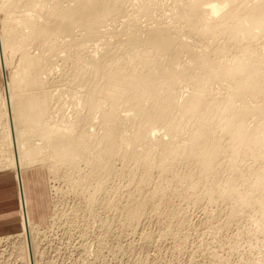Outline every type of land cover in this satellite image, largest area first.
Masks as SVG:
<instances>
[{
	"label": "bare ground",
	"instance_id": "6f19581e",
	"mask_svg": "<svg viewBox=\"0 0 264 264\" xmlns=\"http://www.w3.org/2000/svg\"><path fill=\"white\" fill-rule=\"evenodd\" d=\"M18 1L23 2L22 5L24 6L22 7L25 8V11L22 13L23 22L16 23L10 16V12L7 13V11L10 10L13 3ZM45 1L0 0V13L4 12L3 14L6 18L3 28H0V73L4 80V90L2 89L3 91L0 94V156H4L0 159V168L11 170L18 185L17 212L20 226L17 236L21 237V244L19 243L20 246H17L19 251L16 250V252H19L18 254L24 264H37L35 255L38 245L36 240L38 239H36V236L40 234L41 229L34 223L30 214V196L27 192L25 180L30 169L38 164L43 166L46 164L49 168L67 165L69 166L67 169H74L73 167H75L76 170H80L78 164L85 163L84 165L87 164L90 167V170L88 169L90 172L85 176L92 178V180L98 178L96 179L97 183L99 182L97 186L96 181L93 180V182L96 183L94 184L95 188L98 189L96 190L101 191L104 185L106 187V179L112 177V173L113 175L115 173L113 171L116 159H120L123 163L126 162L127 165L131 161L132 152H134L130 151V148H132L131 150L134 148L136 151L142 148L143 152V148L145 149L150 140L157 138V136L161 138V144L163 145L161 147H166V150H169L170 153L173 152V158L177 156L179 160L187 159L188 162L191 161L189 164L193 162L195 166L194 164L191 165L195 167H193L195 170L194 175L204 179L205 185L201 182L198 183V179L200 181L198 177H196L198 178L197 182L189 180V183H192L190 186L185 187L188 188L187 191L184 188L186 185L185 183L183 185L182 181L188 183L185 180L188 172L183 171L182 175H184V172L187 174L186 176L184 175V180L180 177L182 176L181 174L180 176L177 175L180 180L182 179L179 182L181 183L180 185L187 192L186 194L184 192V194L190 196L186 198L191 199V196L200 190L198 184L201 183V189H203V186L205 188V192L202 190L203 193L211 195L212 197H209L212 199L218 198L220 202L222 200L225 204L230 205L231 209L227 206L231 210V214L229 213L230 210H227V213L231 215H229L230 220L228 219L229 216H227L226 220L230 222L233 218L237 220L245 213L248 214H246L248 219L252 215L249 213L253 211L255 216H252V220L249 218L252 221L250 223L251 227L247 226L248 224L246 223L245 228H253L264 235V105L260 102L264 98V50H262V47L261 49H255L258 43L259 45H261L260 42L264 44V0H171L172 4L169 8L171 13L167 17L169 20L156 18L157 16H163V14L160 15L162 13L160 8L164 5L161 4L163 0H115L110 7H106L108 3L105 1L108 0H67V6H60L59 1L61 0H53L51 4L56 10L49 17L53 25L42 28L37 34H33V38H30V35L24 32V29L36 24V18L39 15L37 12L39 9L38 3ZM124 1H129V3L136 1L135 5H139V8L141 7L145 16L157 19V24H147L144 28L141 27L138 23L139 18H136L134 12L123 13L116 8L119 4H123ZM157 11H160V13H157ZM119 14H122L121 17L123 18H127L125 21L128 26L120 31L127 38L123 41L118 40L116 43L117 47L114 48L107 40H102L100 36V33H104L103 37H106L105 34L108 31L104 30L102 32L98 28L107 19ZM134 21L135 24H131ZM248 22L253 23L247 24ZM24 24L27 25V28L23 27ZM76 28H79L80 31H76ZM86 32H90L89 38H91V41L87 45H80L79 39L75 37H84ZM228 34L229 37L232 38L233 36L234 39L244 38L245 35L249 38L252 35V39L254 36L255 41L251 39V42L250 39L247 40V37H245V40H247L245 42L241 39L243 45L250 41L246 48L245 46V49L243 48L245 54L242 55L240 53V57L243 58H240L239 54L236 53V57L235 55L233 57L234 59L238 58L236 62L234 61L233 63L232 60L234 59H232V62L228 64L229 61L225 63L224 59L221 61L219 59L217 61L220 62L217 63L215 58L221 57L218 55L223 56L227 47L224 49V47H217L216 45V48L212 46L213 42L215 43L216 40L220 39L219 37L228 36ZM113 35L118 36L119 33L114 32ZM261 39L263 40L256 42ZM234 41L239 46L240 40ZM92 43L102 46L103 52H98L96 48L91 46ZM17 44H20L24 49L31 44L35 47V50L28 51L21 57L16 71L9 78L6 69L12 61L7 58V50L15 52ZM233 45L235 44L233 43ZM36 47L40 48L37 49ZM240 47L236 48L241 51L243 46ZM198 48L200 50L202 48L203 53H200L201 51L199 53L196 52L195 49L198 51ZM60 49L67 50L69 52L68 55L60 56L57 52ZM232 49L235 48L232 47ZM233 51L231 52L233 53ZM225 52L228 53V51ZM108 57H111V62L106 60ZM58 61L62 68L77 69V72L64 70L66 72L62 75L64 79L71 84L78 82L84 87L83 91L68 93V100L72 101L75 98L76 101V104H73V102L69 103V109L65 107L66 98L62 94H54L52 91L44 90L42 87L47 84L42 77L43 74L53 77L54 75L51 73H53L55 63H58ZM222 81L227 82V85L223 83L226 85L224 88L227 87L226 94L225 91L224 93L219 91L216 93L214 91V93L218 94L220 98L228 95L230 97L229 101L232 99L233 102H226V104L224 103L225 105L221 106L217 105L221 107V110L217 112L220 115L218 114L219 116L217 117L214 113L215 110H212L215 109V100L219 97L214 98L213 89L212 95H210L208 93L209 89L206 90L208 88L206 84L211 88L213 84L218 86L216 83L221 84ZM192 86L196 87L195 90L192 89L195 91L193 93H191L192 90L189 92L190 90L186 89L188 87L191 89ZM216 86L213 87L217 88ZM184 90L190 93L185 98ZM245 93L250 94L252 101L245 102ZM213 98L215 102L212 101ZM225 98L227 99V97ZM241 98L245 100V105L243 102L244 106L241 103V106L238 104L237 106L234 100ZM253 98H260L261 100L258 99L257 102L255 99V102ZM222 99H220L222 102L217 101L223 104ZM217 104L219 103L217 102ZM204 105L209 107V111ZM203 106L207 112H202ZM218 107L217 109H219ZM253 117H256V119L254 120V126L251 127V123H248L250 124L248 125L247 122H250L251 120L249 119ZM192 119L198 121L196 127L200 129L195 130L194 126L192 129L196 132H192V130L188 133L186 131L188 135L181 146L179 145L180 143L177 144V139L176 142L174 141L175 139L169 140L168 137L167 140L169 141H166L164 138L166 135L171 138L180 137V125H189ZM220 119L219 126H216L215 124H218ZM137 122V126L140 125L138 128L136 126ZM160 122L162 123V129L159 128ZM212 123H215L214 127L217 128L215 131L214 127L213 129L211 127ZM158 124L159 126H157ZM192 124L194 125V122ZM159 129L162 132L164 130V136L161 134V136L157 135ZM182 135L184 136L185 133H182ZM155 143L154 145L158 146ZM157 148H154V150L157 151ZM151 150H153L152 147ZM142 152L139 153V156L134 154L137 158L132 157L131 162L134 160L143 169H150L155 166L157 167L156 169L160 167V169L164 168V170H167L169 167L168 163L163 164L160 161L153 160L154 157L151 161L146 160L143 157L144 152ZM146 155L149 157L148 154ZM157 156H163L164 158L165 151L164 155L160 154ZM165 157L168 158V156ZM159 159L161 158L159 157ZM169 160L167 161L169 162ZM179 160L178 163H180ZM178 163L176 161L175 164L177 165ZM187 166L188 168L190 167L189 165ZM75 169L74 171H76ZM137 169L140 170V168ZM170 169L175 173L174 168L169 167ZM57 170H54V172H57ZM74 171L71 173L73 175H70L71 178L75 176ZM151 171L153 169L148 172L146 169L145 173L151 175ZM57 173L59 174V171ZM64 173L66 172L64 171ZM148 174L147 176H149ZM163 176L160 175L162 178ZM177 176L174 179L178 178ZM190 176L191 170L188 178ZM192 176L190 178H193ZM65 177L67 178V176ZM83 177L79 179H83V182H85V177ZM88 178L86 181H88ZM143 178L140 177L142 180ZM54 179L56 180V178ZM73 179L74 177L72 181ZM79 179H75L76 184ZM72 181L70 182L73 183ZM90 182L87 184L90 185ZM140 183L137 185L138 187L141 185ZM80 184L82 185V183H78V186ZM166 184L167 181L164 187ZM175 184H178V182ZM143 185L145 186V184ZM178 185H175L176 189H182ZM167 186L165 187L166 189ZM91 187L93 188V186ZM171 187L174 188L173 185ZM85 188L83 189L84 191L86 190ZM141 188L143 189V187ZM141 188L139 187L137 190L141 191L139 190ZM155 188L158 190L159 186ZM88 189L90 188L87 186ZM184 189L181 191H184ZM83 190H80L81 193ZM171 191H174V189ZM181 191L180 194L177 193L179 191H176L180 198L183 195ZM145 193L147 194V192ZM176 193L175 191L173 193L175 197L177 196L175 195ZM77 194L80 196L79 193ZM89 194L91 196L92 193ZM138 194L144 195V191ZM148 194L146 195L147 198H149ZM207 194H204L206 198L208 197ZM81 195L86 197L85 193ZM152 196L150 202L156 198L154 196L155 198L153 197L154 199H152ZM157 196L159 197V195ZM135 197H131L130 201L127 200L131 206L127 204L130 208L126 219L130 223L132 221L137 223L136 220H140L144 211L150 208L147 207V204H150L148 203L149 200L140 199L141 201H136L139 197ZM92 199L95 200L94 198ZM215 200L214 202L218 201ZM117 201L119 202L118 199ZM118 202L115 205L119 207ZM209 202L211 204V201ZM214 202L212 203L214 204ZM91 203L93 204V202L87 204L90 205ZM112 204L110 203V205ZM215 204L218 205V203ZM222 204L224 205V203ZM123 206L125 207V205ZM156 208L158 210L159 207ZM122 211L124 212L125 210ZM146 213L147 211H145ZM144 216L146 217V215ZM231 217L233 218L231 219ZM244 231L247 232L246 230ZM6 238L4 240L10 239L9 236ZM10 240L12 241V239Z\"/></svg>",
	"mask_w": 264,
	"mask_h": 264
},
{
	"label": "rangeland",
	"instance_id": "374dc122",
	"mask_svg": "<svg viewBox=\"0 0 264 264\" xmlns=\"http://www.w3.org/2000/svg\"><path fill=\"white\" fill-rule=\"evenodd\" d=\"M52 1L53 0H46L45 2L38 3L39 9L37 12L39 13V15H37V18H36L37 19L36 24L31 25L30 28H27V25L24 24L23 27L27 28V29H24V32L28 33L30 35V38H33V34H37L42 28L49 27V26L53 25L52 21L49 19L50 14L54 13L56 10V8H54L53 5L51 4ZM108 1H105L108 3V5L106 7H110L111 4L115 0H108ZM135 3H136V1H134L133 3L132 2L129 3V1H126V2L124 1L123 4H119L116 8L120 9V11H122L123 13H127L129 11H130V13L134 12V14L136 15V18L137 19L139 18L138 23L143 28L147 24H152V25L157 24V19L169 20V18H167V17L171 13V12H169L170 11V9H169L170 5L172 4L171 0H167V1L163 0L162 1L161 4H164L160 8V11L162 13H160V11H157V13H160V15L163 14V16H160V17L157 16L156 17L157 19H153V18H149V16H145V13H144V11H142L141 7L139 8V5H135ZM22 4H23L22 1H18L16 3H13L10 10L7 11V13L10 12V16H12V19L16 23L23 22L22 21V16H23L22 13L25 11V8L22 7V6H24ZM59 4H60V6H67L68 1L67 0H61V1H59ZM1 13H0V28H3L2 26H3V23H4L6 18H5V15L3 14L4 12H1ZM122 14H119L117 16H113L112 18H114V19H112V18L107 19L98 28L102 32H104V30L108 31V33L105 34L106 37H103L104 33H100V36H101L102 40H104V39L107 40V42L110 43L111 46L114 48L117 47L116 43L118 40L123 41L127 38L126 35H124L123 33L120 32L122 29H125V27L128 26V25H126V21H125L127 18L121 17ZM249 22L247 24L253 23V22H251V23H249ZM131 24L134 25L135 21L132 22ZM76 31H80V29L76 28ZM114 32H118L119 35L114 36L113 35ZM89 34H90V32H86V35L84 37L77 36L75 38L79 39L80 45H87L91 41V38H89ZM239 34H240V32H239ZM225 36H223V37L221 36V37H219L220 39H218V41L216 40L215 43L213 42L212 46L216 47V45H217V47L221 46V47H224V49L227 47L226 50H224V55L223 56L218 55L219 57L220 56L221 57L215 58L216 59L215 62L219 59H220V61L224 59L223 61L225 63L228 61H229L228 64H230L232 61L234 63V61L236 62L238 60V58H236V59L233 58L234 55L237 53V54H239L238 56L240 57L241 54L242 55L245 54L243 51V48H244V46L246 48L247 44L250 42V41H248V43L246 42L243 45L242 41L245 42L249 39L251 40L252 35L249 36V38H248V36L245 35V37H247V40H245L246 38L244 36H243L244 38L239 37L238 39H236V38L234 39L233 36H232V38L229 37V34H228V36H226V37ZM241 37H242V35H241ZM241 39H243V40L241 41ZM254 39L255 38L253 36L252 40L255 41ZM234 40H236V41L240 40L239 42L240 43L242 42V43L240 44L238 42L239 46H237V44L235 43ZM252 40H251V42H252ZM262 40L263 39L258 40L256 42H260ZM218 43H220L221 45ZM233 43L235 45H233ZM229 44H231L232 46ZM260 44L261 45H259V43H258L256 45L255 49H259V48L261 49V47H262V50H264V44L262 42H260ZM227 45L231 48V50ZM240 45H242L243 47L241 46L242 47L241 48ZM91 46L96 48V50H98V52H100V53L103 52L102 46L95 45L93 43L91 44ZM234 46L240 47L241 51L239 48H236ZM232 47L235 49H232ZM36 48L38 49L40 47H36ZM33 50H35V47L32 46L31 44L28 45L25 49L20 44H17L15 52L7 50V58L9 61H12L11 64L8 65V67L6 69L7 70L6 72H7V75L9 78H11L13 73L16 71L21 57L23 55H25V53H27L28 51L31 52ZM195 50L198 53H199V51H201L200 53H203L202 48H201V50H200V48H198V51H197V49H195ZM225 51H228V53H226ZM231 51H233L234 54ZM259 51H261V50H259ZM57 52L60 56H66L69 53L65 49H60ZM225 53H226V55H225ZM229 54H232V55H229ZM236 55H235V57H236ZM240 58H243V57H240ZM232 59H234V60H232ZM106 60H108V62L112 61L111 57H108ZM220 61H217V63H219ZM64 70L77 72L76 68H62V67H60V63L58 61V63L57 62L55 63V68H54L53 73H51L52 75H54L53 77H50L47 74H43L42 77L44 78L45 82H47V84L45 86H42V87L44 88V90L52 91L54 94H57V93L62 94V96L64 98H66L65 107H67V109H69L68 108L69 103L73 102V104H76V101H75V98H73L72 101H69L68 100V97H69L68 93L73 92V91H83L84 87H82V85L78 84V82L77 83L74 82L72 84L67 82L64 79V77L62 76L63 73H66ZM204 83H206V81H204ZM223 83H225L227 85V82H223V81L221 82V84L216 83L218 86L213 84V86H216L218 89L213 87L212 85L211 86L213 88L212 87L209 88L210 86L208 84H206L208 87V88H206V90L209 89L208 93L210 95H212L211 94L212 89H213L212 93H214V91L216 93H218V91L224 93V91H225V94H226V91H227L226 88L227 87L224 88V86H226V85ZM3 85H4V80H3V77L0 73V94L4 90ZM222 85H223V87H222ZM195 88L196 87L192 86L191 89H190V87H188L186 89L190 90L189 92H191V90L192 89L195 90ZM219 88L222 91H220ZM214 89H216V90H214ZM187 90H184L185 91L184 92V98H185V96L190 94ZM193 90L191 93L195 92ZM186 92H188V93H186ZM248 94L245 93V95H244L246 101L242 98L239 100L236 99L237 101L234 100L235 104L236 105L238 104L239 106H241V105L244 106L245 102L248 103L249 101H252V97L250 96V94L249 95ZM215 95H214V98H216L218 96V94H215ZM218 97L219 98L218 99L216 98V100L214 98L212 99V101H214V100L216 101L215 109H213L212 111L215 110L214 113H215V116H217V117L220 115L219 113H217L218 110L219 111L221 110L220 109L221 107H218V106L225 105L226 102L230 103L232 101V99H231V101H229L230 97L228 95L225 96V97H227V99L224 96H221L223 99L220 98V96H218ZM220 99L223 100V104L220 103V102H222V101H220ZM255 99L256 98H253L254 101H255ZM258 99L261 100L260 98H257L256 99L257 102H258ZM217 100H219L220 102ZM240 100H243V101H240ZM263 101H264V98L260 101L264 105ZM217 102L220 105L217 104ZM243 102H244V105H243ZM240 103H241V105H240ZM70 105H72V104H70ZM204 106L202 107V112H207V110L209 111V107H206L207 106L206 105L205 107L208 108L206 110L204 108ZM217 107L219 109H217ZM214 113H212V114H214ZM66 115H67V112H66ZM255 119H256V117L250 118L249 120H251L253 123L251 121L250 122L248 121L247 124L251 123V125L250 124H248V125L253 127ZM192 120H190L191 123H190V121H188V123H190L189 125L185 124V125H180V127H179V130H180L179 132L180 133L182 132L183 134L185 133L186 137H185V135L183 136L182 133L181 134L179 133V135H181V136L180 137L176 136L177 138L176 137L171 138L170 136L166 135L164 137L166 139V141H169L171 139L172 140L175 139L174 141L177 142V140H178L177 144L180 143L179 145L181 146V144H183V142H184L183 140H185V138H187L188 133H190L192 130H193L192 132H194L195 130L200 129V128L197 129V127H196V123L198 121L196 119H192ZM195 120H196V122H195ZM220 121H221V119L219 120L218 124L216 122H215L216 124L212 123L211 124L212 129L214 127V124L216 126H219ZM193 122H194V125L192 124ZM137 124H138V122L136 123V126H137ZM159 124H160V126H159ZM159 124L157 126H159V128H161L162 123L160 122ZM186 125H188L190 127H188V126L186 127ZM139 126L140 125H138L137 128ZM193 127H194V129L195 128L196 129L195 130L192 129ZM184 129H185V132H184ZM215 129H217V128L214 127V131H215ZM159 132L157 133V135L159 134V136H161V135L164 136V133H163L164 130L162 132V130L159 129ZM163 136H162V139L165 141ZM168 137H169V140H167ZM155 138H153V139H155ZM156 139L157 140L159 139V140L157 141ZM156 139H155L156 141L155 140L154 141L158 142V143H155L154 141L150 140V143L146 146L148 148L151 145H153V146H151L153 150H151V147L148 149L145 147V149L143 148V152H144L143 153L142 148H140L141 150H139V151H138V149L136 151V149L134 150V148H133V150H131L132 148H130V151H134V152H132L133 155L131 154L132 157L137 158V156H139V153L142 152L144 154L143 157L146 160L151 161L152 158L154 157L153 160L160 161L163 164L168 163L170 168H174L175 173L173 172L172 169L169 170V167L167 168V170H164V168L160 169V167H159L158 169H156L157 167L153 166L152 168H150V169H153V171H151L152 173L149 172V173H151V175H150L148 173H145L146 169H147V172L150 171V169L144 168L145 169L144 170L134 160H133V162H131L133 159L132 157H131L130 163H128L130 165H128V164L126 165V162L123 163L120 159H118V160L116 159V161L114 162V168L115 169L113 171L115 173H114V175L112 173V177H109L112 179V181L109 178L106 179V182H107V183H105L106 187L104 185L103 186L104 188L101 189V191L100 190L97 191L98 189L95 188L94 184L97 183L96 179H98V178H96L95 180L93 179L94 181H96V183H95V182H93L92 178H88L85 176L86 174H88V172H90L89 171L90 167L87 166V164L84 165L85 163H79L78 164V167H80V170H84L81 172L79 169H77V170H79V171H77L75 169V167H73V168L77 172L74 171V169H67V168H69V166H67V165H65V166L63 165L65 168L62 165H61V167L58 165V166H52V168L51 167L49 168L48 165H46V164H44V166L42 164H38L28 171V174L26 175L27 176L26 177L27 178V185H26L27 187L26 188H27L28 195L30 196L29 197V199H30V207H29L30 213H31L32 219L34 220V223H36V225L39 228H41L40 229L41 236H40V234H38L36 236V239H38V240H36L38 245L36 248L37 253L35 255V258H37L36 259L37 264H38V262H39V264H261V263L264 264L263 263L264 262V260H263L264 259V256H263L264 255L263 254L264 253L263 252L264 251V235H263V233H261L257 230H254L253 228H249V227H251L250 223L252 222L251 220L255 216L254 215L255 213L253 211H251L252 213L250 212L249 214H252V215H251V217L249 216L248 219H247V215H248L247 213H245V215L247 214L246 216L243 214V216H240V218H237V220L234 219L233 217H231V219L233 218L231 220L232 223L230 221L226 220L228 218L227 216H229L231 214L230 205L225 204V202L222 200L220 202V200H218V198L212 199V198H210V197H212L211 195H209L207 193H203L205 188L203 186V189H201L202 185H200V184L204 183V179H202L201 177H199L197 175H194L195 164L192 162L191 164L192 165L194 164V166H192L191 164H189L191 161L188 162L187 159H180L181 160L180 161L177 156H174V158L177 159V160H175L173 158V155H174V154H172L173 152L170 153L169 150L168 151L166 150L167 149L166 147H164V148L161 147V145H162L161 140H160L161 138L157 136ZM147 142H149V141L147 140ZM154 143L157 144L158 146L154 145ZM153 147L154 148L158 147L157 148L158 150L157 151L154 150ZM149 150H151V151H149ZM159 150H160V153H159ZM164 151H165V156H168V158H166L165 156H164V158H163V156H157L160 154L164 155ZM167 152H168V154H167ZM150 153H152V154H150ZM153 153H154V156H153ZM134 154L137 156H135ZM146 154H148L149 157H147ZM3 156L1 155L0 159L3 158ZM155 156H156V158H155ZM159 157L161 159H159ZM165 159H166V161H165ZM168 159H170L169 162L167 161ZM173 160H175V161H173ZM178 160L180 163H178ZM176 161L178 163L177 165L175 164ZM133 164H135V165H133ZM41 165H42V167H41ZM79 165H81V166H79ZM187 165H189V166L191 165V166L188 168ZM122 166H123V168H122ZM180 166H181V168H180ZM184 166H185V168H184ZM53 167H55V168L57 167V168L55 169ZM62 167H63V169H62ZM154 167L156 170L154 169ZM137 168H140V170ZM192 168H193V170H192ZM51 169H53V170H51ZM122 169H123V171H122ZM129 169H130V171H129ZM159 169L162 170L161 171L162 174H160L161 172ZM175 169H177V170H175ZM189 169L191 170V176L193 175L192 177L193 178L195 177L194 179L190 178L191 176L189 177L190 179L188 178V176L190 175ZM54 170H57V172L59 171V174L57 172H54ZM63 170L66 173H64ZM71 170H72V172H71ZM142 170H144V171H142ZM49 171H51V172H49ZM73 171H74L75 176H73L74 179L72 181L73 177L71 178L70 175L71 176L73 175V174H71V173H73ZM163 171H164V174H163ZM166 171L168 172L167 174H166ZM179 171H180V173H179ZM183 171L188 172L187 173L188 175L184 172V175L185 176L187 175L186 178L184 177V175H182ZM78 172H80V173H78ZM171 172H173V173H171ZM192 172H193V174H192ZM144 174L146 177L149 178V180H148V178H146L144 176ZM147 174L149 176H147ZM157 174H158V176H157ZM165 174L168 176H166ZM171 174H173V175H171ZM180 174L183 177L180 176ZM13 175L14 174L11 170H8V169L4 170V169L0 168V176L1 177H4V176L7 177L5 182L7 183V185H12L11 190L7 191L5 194V200H4V204L2 207V211L6 215H9L11 218H12L13 213L16 212V210H18V206H17V193L18 192L17 191H19L18 185H17ZM152 175H154V176H152ZM160 175L161 176L164 175L165 178H164V176H163V178L160 177ZM177 175H179L182 179L185 178V180L188 181V183L185 181L183 182L182 179L180 180V177H178ZM65 176H67V178ZM82 176L85 177V178L84 177L83 178L85 179L84 181L86 182V184L87 183L89 184V182L91 180H92L91 182H93V183L90 182V185H88V184L86 185L85 182H83V179H81V180L79 179V178H82ZM150 176H152L153 178ZM176 176L179 179L178 178L174 179V177H176ZM140 177L141 178L144 177L143 180L140 179ZM196 177L200 178V181ZM26 178H25V180H26ZM54 178H56V180ZM69 178H71V179H69ZM87 178H88V181H86ZM167 178H171V179H167ZM75 179L76 180L79 179L80 181L78 180V182L76 184ZM89 179H91V180L89 181ZM139 179H140V181H139ZM172 179H173V181H172ZM197 179H198V183L201 182L200 184H198L200 187V190L196 191L200 195L198 193L196 194V192H195L196 195L193 194L191 196V199L186 198V197H190V196L185 195L187 193L185 191V189H187V191H188V188H185V187L190 186V184L193 181L197 182ZM107 180H109L110 182ZM132 180H134L135 182ZM160 180H161V183H160ZM174 180H178V181L174 182ZM189 180L192 182L189 183ZM70 181H72L73 183H71ZM141 181L143 184H145V186L142 183H140ZM147 181L149 182V184ZM164 181H165V183L167 181V184H166V186L168 185L167 189L165 188L166 186L164 187V185H165ZM170 181H171V183H170ZM180 181H182L183 185L185 183V185H186V186H184L185 189L183 188V186L180 185L181 184V183H179ZM69 182H70V184H69ZM168 182L170 185L168 184ZM173 182L174 183L178 182V184L181 186L180 188H182V189H180V190L176 189L175 185H178V184L174 185ZM78 183H82V185L80 184L78 186ZM98 183L96 184V186L98 185ZM139 183L141 184L139 187L140 188L143 187V189L142 188L139 189L141 191L137 190L139 188L137 186V185H139ZM157 183H160V184H157ZM162 183H163V186H162ZM186 183L189 185H187ZM75 185L77 188L75 187ZM154 185H156V186H154ZM172 185L174 188L171 187ZM203 185H205V183ZM83 186L86 187V188L84 187L86 190H87V186H88V188H90L87 191L85 190L87 193L89 192V193H92L93 195L95 194L96 196L94 195V197H93V195L91 194V196H92L91 197L89 193L87 195V193L83 190L84 189ZM91 186H93V188ZM157 186H159V189H161V190H159V189L157 190V188H155ZM178 186H177V188H178ZM73 187H75V188L72 189ZM80 187H82V188H80ZM160 187H162V188H160ZM170 188H171V190L174 189L175 193H176V191H179V192H177L179 194H180V191L184 189V191H181V194L183 192V195H181V198H180L179 194L177 195V193L175 194V195H177L175 197L173 194L174 191H171ZM70 189H72V190H70ZM163 189H165V190H163ZM76 190L79 192H77ZM80 190L81 191L83 190L86 197H84V195L83 196L81 195L84 193L83 192L81 193ZM58 191H60V192L58 193ZM91 191H93V192L96 191V192L93 193ZM128 191L131 194H129ZM143 191H144V195L138 194L139 192L142 193ZM9 192H11V193L9 194ZM116 192H118L119 194ZM135 192H137V193H135ZM145 192H147V194L151 193V192H154V193L148 194L149 198H147V196H146L147 194ZM184 192H185V194H184ZM77 193H79V194L81 193L80 196H78ZM155 193H157V194H155ZM152 194H154V195L152 196ZM204 194H207L208 197L206 198ZM100 195H102V196H100ZM142 195L144 196V198ZM157 195H159V197ZM164 195H165V197H164ZM194 195L196 196V199H195ZM89 196L91 199L89 198ZM134 196H136L135 198L139 197L136 201H141L140 199H142V200L147 199V200H149L148 203H150V204H147L148 205L147 207H150V208H148V209L146 208L147 210H145V211H147V213L145 214V211H144V214L141 217V219L136 220L138 225H137V223H135V221L134 222L132 221L133 222V224H132V222L130 223L126 219L128 209L131 206L130 203L127 202V200L130 201L132 199L131 197H134ZM151 196H152V199H154L156 197L155 198L156 200L154 199L153 201L151 200V202H150ZM9 197H11V198H9ZM108 197H110V198H108ZM128 197H130V198H128ZM87 198H88V200H87ZM92 198H94L95 200H93ZM182 198H184V199H182ZM192 198H194V199H192ZM197 198H198V200H197ZM102 199H103V201H102ZM117 199L119 200V202L117 201ZM188 199H190V200H188ZM215 199L218 200L219 202L216 201ZM193 200L194 201L197 200L198 202L197 201L194 202ZM201 200H202V202H201ZM214 200L216 202H214ZM97 201H99V202H97ZM209 201H211V204H213L212 202H214V204L211 206ZM90 202H93V204L92 203L90 204L91 206L89 204H87ZM116 202H118L117 204H119V207H118V205L117 206L115 205ZM110 203L111 204L113 203L112 204L113 206L110 205ZM193 203H195V204H193ZM215 203H218V205H216ZM222 203H224V205ZM127 204H129L130 206H128ZM157 204H158V206H157ZM208 204H210V205H208ZM105 205H107V206H105ZM122 205H125V207L124 206L122 207ZM155 206L159 207L158 210ZM227 206L230 209H228ZM111 207H112V209H111ZM116 207L118 210L116 209ZM226 207H227V209H226ZM222 208H223V210H222ZM122 210H125V211L127 210V211L125 213V211L123 212ZM227 210L228 211L230 210L229 211L230 214L227 213ZM121 211H122V213H121ZM222 212H224V213H222ZM123 213H124V215H123ZM144 215H146V217ZM230 216L228 218L229 220H230ZM241 218H243V219H241ZM247 220L249 223L247 222ZM226 221H227V223H226ZM128 223H130V224H128ZM246 225L249 227L245 228ZM244 230H246L247 232H245ZM249 230H251V231L249 232ZM18 233H19V230L18 231H12V232H5L2 229H0V264H4V263L5 264H24V261L21 260L19 254H18L19 252H16V250L19 251L17 246H20V244H21V240H20L21 237L17 236ZM8 236L10 239H12V241L10 239L4 240V239H7L6 237H8ZM260 252L262 253V255ZM40 258H42V259H40ZM39 259H40V261H39Z\"/></svg>",
	"mask_w": 264,
	"mask_h": 264
},
{
	"label": "crops",
	"instance_id": "0c3cea01",
	"mask_svg": "<svg viewBox=\"0 0 264 264\" xmlns=\"http://www.w3.org/2000/svg\"><path fill=\"white\" fill-rule=\"evenodd\" d=\"M6 178L7 177L5 176L4 177L0 176V229H2L5 232L18 231L20 224H19V216L17 210L16 212L13 213L12 218L9 215H6L2 211V207L5 200V194L7 191L11 190L12 188V185H7V183L5 182ZM26 185H27V178H26ZM10 193L11 192H9V194Z\"/></svg>",
	"mask_w": 264,
	"mask_h": 264
}]
</instances>
